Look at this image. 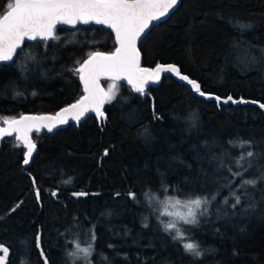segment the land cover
<instances>
[{
	"label": "trees",
	"instance_id": "1",
	"mask_svg": "<svg viewBox=\"0 0 264 264\" xmlns=\"http://www.w3.org/2000/svg\"><path fill=\"white\" fill-rule=\"evenodd\" d=\"M9 2L0 0V15ZM55 37L25 42L0 64V117L54 113L75 101L82 94L77 62L115 47L111 32L93 24L59 27ZM138 47L144 66L173 63L203 92L257 103L218 104L171 76L145 96L116 81L104 120L88 115L54 132L34 131L37 151L28 166L14 135L2 138L0 243L9 249L7 264H44L40 248L48 264H71L72 241L85 244L92 233L91 264H264V181L246 186L244 195L241 178L228 171L247 151L258 155L242 179H257L264 168V0H180ZM101 83L107 91L113 81ZM232 191L241 195L235 209ZM80 192L87 195H73ZM197 195L216 199L198 224L178 227L199 243V257L165 231L162 203Z\"/></svg>",
	"mask_w": 264,
	"mask_h": 264
},
{
	"label": "snow or ice",
	"instance_id": "2",
	"mask_svg": "<svg viewBox=\"0 0 264 264\" xmlns=\"http://www.w3.org/2000/svg\"><path fill=\"white\" fill-rule=\"evenodd\" d=\"M177 3L178 0H11L6 5L7 11L0 15V61L13 60L25 38L30 40H35L38 37L41 39L56 38L55 30L58 24L75 25L95 22L107 25L115 33L117 47L109 53L91 52L82 63L77 62L79 67L75 68L74 71L83 82L84 95L75 103L62 108L55 116L21 115L18 119L0 117V124L7 125V127H0V138L5 135H12L13 132L17 133V140L23 141L27 147L24 163L28 164L35 149V144L29 137V132L33 127L38 128L43 125L51 130L56 124L66 123L68 116H72L78 121L90 110H94L98 116L102 117L104 115L101 111L102 106L114 98L118 92L115 82L122 78H126L136 91L143 93L144 87L149 81L159 80L162 72L170 71L174 72L180 79L187 81L201 96L210 95L201 90V86L196 80L182 75L174 64L157 63L154 68H143L140 65V52L136 46L137 40L149 28L151 22L166 16ZM240 27L247 26L241 25ZM101 76L109 77L113 81L107 91L100 87ZM215 99L219 102L221 97L216 96ZM229 101L233 103H257V101H244L243 99L236 101L232 96H228L223 102ZM259 106L264 108V103ZM43 122L48 123L44 124ZM229 143L234 142L230 141ZM245 145L250 146V142L241 141L239 146L243 148ZM106 154L107 151H105ZM257 155V153L247 151L233 161L236 171L228 167L233 179L241 178L237 187L243 190L244 195H248L246 186L255 187L258 180L264 181V168L261 169V174L257 179H242L248 169L252 167L251 158ZM245 161L248 162L247 167H245ZM221 166H224L223 162ZM70 182V179L64 181V183ZM231 183L232 181H229V184ZM51 194L55 196L56 192ZM230 194L234 198L231 207L235 209L241 205V195L235 191ZM73 195L83 196L87 193L80 192L73 193ZM129 195L135 199L134 193H129ZM173 199L166 198L162 202L165 205L166 214L176 218L164 223V229L170 234L175 233L173 239L180 241L186 252L199 257L203 254L199 243L190 239L185 230L178 227L177 220L183 221L187 225L198 224V213L200 215L206 214L207 206L211 200L216 199V196H211V199L208 196L199 195L183 201L174 199L173 207L182 205L187 211L167 212V204ZM224 203H228V198H225ZM255 207L254 202L250 203L244 211ZM95 240L96 236L92 233L91 242L87 246L82 247L79 240L72 241L73 249L66 253L71 264H77V261H83V264H91L90 257L94 251ZM36 243L37 247L40 248L39 235L36 237ZM108 247L113 246L109 245ZM0 253H2L0 254V264H7L9 249L2 243H0ZM40 254L44 258V264H48V259L42 248H40ZM21 264H25V262L22 261Z\"/></svg>",
	"mask_w": 264,
	"mask_h": 264
},
{
	"label": "water",
	"instance_id": "3",
	"mask_svg": "<svg viewBox=\"0 0 264 264\" xmlns=\"http://www.w3.org/2000/svg\"><path fill=\"white\" fill-rule=\"evenodd\" d=\"M179 2H180V0H178V3H177L176 6H174V8H172V9L169 10V12H168V14H167L166 16L161 17L159 20H156V21L151 22L149 28L146 29L145 32L141 35V37L137 40V44H136V46H137L138 50H139L138 45H139L140 41H141L142 38L148 33V31L150 30V28H151L154 24H158V23H160V22L166 20L167 16H168L172 11H174V10L178 7ZM4 13H5V12H4ZM92 24H93V26L102 27V28H104V29L109 30V31L111 32V34L114 36V40H115V47H114V49H113L112 51H99V52H104V53L113 52V51L115 50V48L117 47L116 37H115V33H114V31H113L110 27H108L107 25L97 24V23H95V22H90V23H88V24L78 23V24H75V25L58 24V25L56 26V30H57L59 27H64V28H67V27H68V29H74V28H76L77 26H90V25H92ZM56 30H55V32H56ZM39 40H49V39H41V38L38 37V38L35 39V40H30V39L25 38L23 44H24L25 42H34V41H39ZM23 44L21 45V47L23 46ZM94 52H97V51H94ZM139 52H140V50H139ZM15 55H16V54H15ZM15 55H14V57H15ZM141 57H142V55H141V52H140V65H141V67H143V68H154V67L156 66V64H155L153 67L144 66V65L142 64V58H141ZM13 59H14V58H13ZM85 59H87V57H86ZM85 59H83V61H84ZM11 61H12V60H11ZM11 61H0V64H1V63H5V64H6V63H9V62H11ZM83 61H81V63H82ZM160 64L169 65V64H173V63H160ZM174 65H175V64H174ZM176 66H177V65H176ZM77 67H79V65H78ZM177 68H178V66H177ZM178 69H179V71H180V68H178ZM180 73H181L182 75L188 76L187 74H185V73H183V72H181V71H180ZM163 76H171L175 81H178L181 85H182V84L185 85L186 87H188L189 89H191L194 93H196L198 96H200V97H202V98L213 99V100L216 101L218 104H228V103H232V104H233V102H231V101H229V102H227V103H224L223 101L226 100L227 98H222V97H221V100L218 102V101L215 99V97H216L217 95H215V94H213V93H210V92H208V93L205 92L206 94H210V95L201 96L199 93H197V92L192 88V86H191L190 84L187 83V81H184V80L180 79V77H178L174 72H170V71L162 72V73L160 74V78H159V80H156V81H149V82L145 85V87H144V92H143V93L136 91V90L133 88V86L127 82V79H126V78H122L121 80H119V83H120V82H121V83H124L125 85L131 87V89L133 90V92L138 93V94H140V95H142V96H145V94H147L146 89H147L148 87H150V86H153V87H154V86H158L159 83H160V81L162 80V77H163ZM188 77H189V76H188ZM78 79H79V82H80V85H81V89H82V94H81L79 97H77V98L79 99L82 95H84V90H83V89H84V85H83V82L80 80L79 75H78ZM102 79H109V80H111V79H110L109 77H106V76H101V77H100V80H99L100 87L103 88V89L105 90L103 84L101 83V80H102ZM189 79H191V78L189 77ZM192 80H194V79H192ZM196 81H197V80H196ZM197 82H198V81H197ZM198 83H199V82H198ZM199 84H200V83H199ZM105 91H106V90H105ZM78 99H76V100H78ZM76 100L73 101V102H71V103H69V104H73V103H75ZM234 100H236V99H234ZM236 101H240V100H236ZM239 103H243V102H239ZM69 104L60 107V108L57 109L54 113H40V114H39V113H23V114H21V115H32V116L51 115V116H55L56 113H58L62 108L67 107ZM105 104H106V103H105ZM105 104H104V105L102 106V108H101V111H102L103 114H104L102 117H101V116H98L94 110H90V111L86 112L82 117H80V119H79L78 121H77L76 119H74L72 116H68V117H67V122H66V123H64V124H56V126L53 127L51 130H49L48 127L43 126V125L39 126L38 128H37V127H33V129L29 132V137H30L31 141L34 143V141H33V139H32V133H33L34 131H35V132H43V131L54 132V131H56V130H58V129H60V128H64V127H66V126H67L68 124H70V123L79 124V123L82 122V121H83L88 115H94V116L96 117V119H98V120H104L105 117H106V115H105V113H104V111H103V108H104ZM21 115H20V116H21ZM20 116L15 117V118L18 119ZM43 123H44V124H47L48 122H43ZM0 127H7V125L0 124ZM12 135H14V138L17 140V133L13 132ZM12 135H5V136H3V138H4V137H7V136L10 137V136H12ZM1 139H2V138H0V140H1ZM17 141H19V140H17ZM19 142L21 143L22 148H24V150H25V151H24V155H23V157L25 158V152L27 151V147H26V145L24 144L23 141H19ZM34 144H35V143H34ZM36 149H37V147H36V145H35V149H34V151H33V153H32L31 158L29 159V163H28V164H25V163H24V160H23V162H22V165H23V166H28V165L30 164V162H31V160H32V157L34 156V154H35L36 151H37Z\"/></svg>",
	"mask_w": 264,
	"mask_h": 264
},
{
	"label": "rangeland",
	"instance_id": "4",
	"mask_svg": "<svg viewBox=\"0 0 264 264\" xmlns=\"http://www.w3.org/2000/svg\"><path fill=\"white\" fill-rule=\"evenodd\" d=\"M175 199H179V200H181V201L184 200V199H180V198H177V197H175ZM165 200H166V199H165ZM173 203H174V199L171 200V201H169V203L167 204V212H175V211L186 212V211H187V209L184 208L182 205H177L176 207H173V206H172ZM163 213H164L165 216L167 217L168 221L171 220V219H176L175 217H170V216H168V215L166 214L165 206H163ZM198 215H199V213H198ZM177 224H178V226H179L180 224H184V223H183V221H179V220H177ZM89 242H91V240H87V241L85 242V244H82V243H81V246H82V247H83V246H87V244H88Z\"/></svg>",
	"mask_w": 264,
	"mask_h": 264
}]
</instances>
